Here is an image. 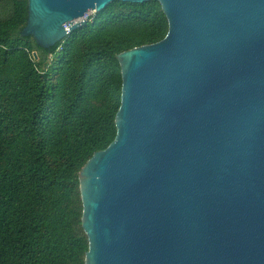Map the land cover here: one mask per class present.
Returning <instances> with one entry per match:
<instances>
[{"label":"water","instance_id":"obj_1","mask_svg":"<svg viewBox=\"0 0 264 264\" xmlns=\"http://www.w3.org/2000/svg\"><path fill=\"white\" fill-rule=\"evenodd\" d=\"M113 1L152 0H27L20 34L49 50ZM156 1L168 31L116 56V136L78 174L85 264H264V0Z\"/></svg>","mask_w":264,"mask_h":264},{"label":"trees","instance_id":"obj_2","mask_svg":"<svg viewBox=\"0 0 264 264\" xmlns=\"http://www.w3.org/2000/svg\"><path fill=\"white\" fill-rule=\"evenodd\" d=\"M26 19L27 0H0V264H85L78 174L116 136V56L168 22L156 0L113 1L47 50Z\"/></svg>","mask_w":264,"mask_h":264},{"label":"rangeland","instance_id":"obj_3","mask_svg":"<svg viewBox=\"0 0 264 264\" xmlns=\"http://www.w3.org/2000/svg\"><path fill=\"white\" fill-rule=\"evenodd\" d=\"M93 15H94V12H92L87 18L89 19Z\"/></svg>","mask_w":264,"mask_h":264}]
</instances>
